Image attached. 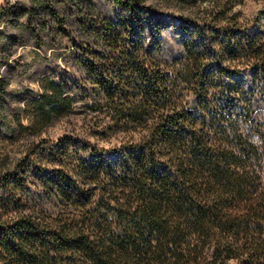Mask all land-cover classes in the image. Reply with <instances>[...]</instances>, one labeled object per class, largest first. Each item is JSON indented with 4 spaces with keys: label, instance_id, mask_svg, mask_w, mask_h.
<instances>
[{
    "label": "trees",
    "instance_id": "obj_1",
    "mask_svg": "<svg viewBox=\"0 0 264 264\" xmlns=\"http://www.w3.org/2000/svg\"><path fill=\"white\" fill-rule=\"evenodd\" d=\"M177 1L208 8L175 69L128 6L72 46V90L43 89L33 135L81 100L89 137H124L37 138L0 172V264H264V0Z\"/></svg>",
    "mask_w": 264,
    "mask_h": 264
},
{
    "label": "rangeland",
    "instance_id": "obj_2",
    "mask_svg": "<svg viewBox=\"0 0 264 264\" xmlns=\"http://www.w3.org/2000/svg\"><path fill=\"white\" fill-rule=\"evenodd\" d=\"M128 6H140L148 13L150 27L161 42L159 62L167 71L178 66L174 63L182 53L181 20H196L208 8L177 0H0V172L23 157L37 138L79 137L105 149L121 142L122 134L104 139L88 136L91 116L81 100L39 135L27 128L37 123L41 106L37 100L48 84L72 90L81 79L72 46L84 43L86 31L101 20L116 26L128 23ZM261 9V4L250 0L234 11L251 20Z\"/></svg>",
    "mask_w": 264,
    "mask_h": 264
}]
</instances>
